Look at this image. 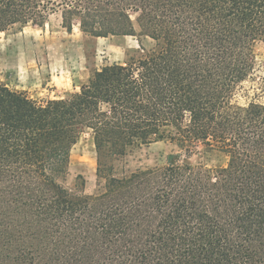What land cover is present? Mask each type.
Returning a JSON list of instances; mask_svg holds the SVG:
<instances>
[{
    "label": "trees",
    "instance_id": "obj_1",
    "mask_svg": "<svg viewBox=\"0 0 264 264\" xmlns=\"http://www.w3.org/2000/svg\"><path fill=\"white\" fill-rule=\"evenodd\" d=\"M53 15L71 33L155 47L36 102L0 82V264H264V78L241 86L264 42V0H0V34ZM89 133L102 191L64 186ZM169 141L217 149L210 171L172 155L114 173L112 160Z\"/></svg>",
    "mask_w": 264,
    "mask_h": 264
},
{
    "label": "rangeland",
    "instance_id": "obj_2",
    "mask_svg": "<svg viewBox=\"0 0 264 264\" xmlns=\"http://www.w3.org/2000/svg\"><path fill=\"white\" fill-rule=\"evenodd\" d=\"M139 45L148 51L155 47V42L144 36L121 40L89 37L77 26L67 33L60 18L53 15L42 26L27 25L0 34V82L36 102L66 98L77 92L93 72L139 57L142 54ZM254 54V70L236 96L241 105L258 93L262 84L264 42L256 44ZM88 134L81 135L71 149L64 186L69 190H74L76 185L80 187V175L85 181L84 193L95 195L102 191L104 180L96 177V155ZM172 155L188 158L192 166L210 171L224 168L228 161L217 149L199 146L189 153L175 143L162 141L136 148L126 157L112 160V165L115 175L123 177L137 170L164 167Z\"/></svg>",
    "mask_w": 264,
    "mask_h": 264
},
{
    "label": "crops",
    "instance_id": "obj_3",
    "mask_svg": "<svg viewBox=\"0 0 264 264\" xmlns=\"http://www.w3.org/2000/svg\"><path fill=\"white\" fill-rule=\"evenodd\" d=\"M122 38H125V37H120V38H117V39L121 40ZM120 45H122V44H120ZM61 98H63V97H61ZM88 136L90 137V140H91V141H92V143H93L92 136H91L90 134H88ZM86 190H87V188H86Z\"/></svg>",
    "mask_w": 264,
    "mask_h": 264
}]
</instances>
